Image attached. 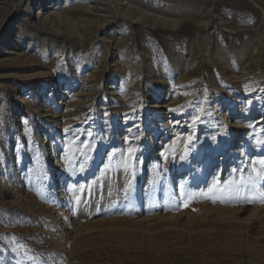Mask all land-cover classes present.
Masks as SVG:
<instances>
[{"label": "rangeland", "instance_id": "374dc122", "mask_svg": "<svg viewBox=\"0 0 264 264\" xmlns=\"http://www.w3.org/2000/svg\"><path fill=\"white\" fill-rule=\"evenodd\" d=\"M0 264H264V0H0Z\"/></svg>", "mask_w": 264, "mask_h": 264}, {"label": "bare ground", "instance_id": "6f19581e", "mask_svg": "<svg viewBox=\"0 0 264 264\" xmlns=\"http://www.w3.org/2000/svg\"><path fill=\"white\" fill-rule=\"evenodd\" d=\"M250 111L251 110L247 108L242 112V115L245 117L250 113ZM168 140H169L168 143L165 146H163V149L161 150L162 151L161 161L164 164L163 165L164 168L167 167L168 161L170 159L175 158L176 156H179V154L176 152H182V151L184 152L186 150V148L183 145V140L175 141L172 138H169ZM173 149L175 151L174 154L168 153L170 150H173ZM78 156L80 155H73L72 153V155L70 156L71 158L66 160L67 168L65 171H62L60 173L59 180H58V182L62 186L65 185L66 178H69V179H72V181H75L80 176V172L77 171L78 170V166H77ZM55 160H57V157H55ZM114 166L117 169L115 172H112V173L108 172L106 176L103 175L104 177L101 180H103L104 184L100 186L101 190L98 189L96 190L97 192L93 194L90 192V190L92 189L90 188L91 186L85 189H82L85 186L83 185V182H79L80 186H78V188L76 187L77 189L73 191L72 193H70L69 200H65L63 202L64 203L63 207H65L69 215L72 216V221L74 222L75 227L82 226L84 224H88L92 222L94 219H96L98 216L101 215L100 214L101 209H103L104 207H108L106 212H104L103 214L105 216L118 215V214H124V215L132 214L134 210V206L136 205V202H137L135 196H136V193L139 191V180L135 178L132 179L129 177V175L127 176L126 173L120 167V164L114 163ZM90 169L91 167L86 168L87 171ZM177 170H179V167H177ZM63 193H64V189L62 190V194ZM37 199L39 200L40 196H37ZM68 201H69V204H68ZM99 203H101V209L99 208L96 209V206H99L98 205ZM123 203L124 205L121 210L118 207L120 204H123ZM116 207L118 209L114 210ZM66 222H69V220L65 215L63 217V224H65Z\"/></svg>", "mask_w": 264, "mask_h": 264}, {"label": "snow or ice", "instance_id": "6c2138e0", "mask_svg": "<svg viewBox=\"0 0 264 264\" xmlns=\"http://www.w3.org/2000/svg\"><path fill=\"white\" fill-rule=\"evenodd\" d=\"M107 115V114H106ZM133 152V150L132 149H129V153L131 154Z\"/></svg>", "mask_w": 264, "mask_h": 264}]
</instances>
